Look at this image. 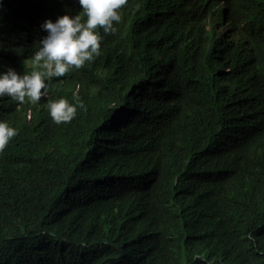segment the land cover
<instances>
[{"label":"trees","instance_id":"1","mask_svg":"<svg viewBox=\"0 0 264 264\" xmlns=\"http://www.w3.org/2000/svg\"><path fill=\"white\" fill-rule=\"evenodd\" d=\"M230 2L128 0L93 61L0 97V264H264V0ZM70 3L0 0V74Z\"/></svg>","mask_w":264,"mask_h":264},{"label":"clouds","instance_id":"2","mask_svg":"<svg viewBox=\"0 0 264 264\" xmlns=\"http://www.w3.org/2000/svg\"><path fill=\"white\" fill-rule=\"evenodd\" d=\"M250 2L251 0H231L230 9H242ZM127 3L128 0H72L68 5L69 11H58L59 17L55 22L52 16L51 20L42 25L46 30L45 38L32 59L33 70H20L26 72L21 76L9 68L6 73L0 74V97H11L18 105L40 101L46 95L45 77H63L71 69L83 68L86 62H91L100 55L103 37L97 29L102 28L105 34H114L117 30L114 22L118 24L121 21L120 10ZM242 24L246 28L252 25L251 21L244 20L237 26ZM77 101L79 107L84 108L79 97ZM202 107L203 102H198L191 109L198 111ZM49 111L55 123H69L76 116L77 106L61 98L48 104V117ZM29 114L28 110V117ZM16 135L14 127H10L7 122H0V152L6 149L9 141Z\"/></svg>","mask_w":264,"mask_h":264}]
</instances>
